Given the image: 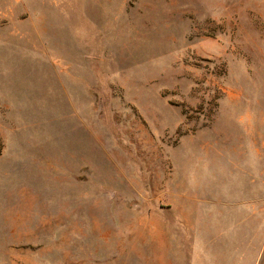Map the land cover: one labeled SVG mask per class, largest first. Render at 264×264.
<instances>
[{"label": "rangeland", "instance_id": "374dc122", "mask_svg": "<svg viewBox=\"0 0 264 264\" xmlns=\"http://www.w3.org/2000/svg\"><path fill=\"white\" fill-rule=\"evenodd\" d=\"M0 264H264V0H0Z\"/></svg>", "mask_w": 264, "mask_h": 264}]
</instances>
